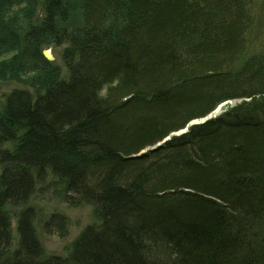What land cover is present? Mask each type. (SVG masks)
<instances>
[{
	"label": "trees",
	"instance_id": "trees-1",
	"mask_svg": "<svg viewBox=\"0 0 264 264\" xmlns=\"http://www.w3.org/2000/svg\"><path fill=\"white\" fill-rule=\"evenodd\" d=\"M257 2L0 0V264H264Z\"/></svg>",
	"mask_w": 264,
	"mask_h": 264
},
{
	"label": "rangeland",
	"instance_id": "rangeland-1",
	"mask_svg": "<svg viewBox=\"0 0 264 264\" xmlns=\"http://www.w3.org/2000/svg\"><path fill=\"white\" fill-rule=\"evenodd\" d=\"M254 16H255V31L253 33V40L257 37L256 35L260 34L258 40L253 41L251 47L257 51L264 50V0H258L256 6L254 7ZM55 57L54 63L63 66L58 49L54 47H49ZM23 84L14 81H0V98L5 93H8L14 88H25ZM222 112V107L215 112V116ZM40 208L43 210V213L50 214L55 211H61L70 220V231L69 235L62 239L57 234L49 235L43 229L39 228V239L41 240L47 253L51 255H63L65 249L78 235L79 233L90 223L91 212L89 208L82 209H70L65 205H60L56 202H43L39 204ZM15 227V222H14Z\"/></svg>",
	"mask_w": 264,
	"mask_h": 264
},
{
	"label": "water",
	"instance_id": "water-1",
	"mask_svg": "<svg viewBox=\"0 0 264 264\" xmlns=\"http://www.w3.org/2000/svg\"><path fill=\"white\" fill-rule=\"evenodd\" d=\"M41 1H44V0H41ZM43 56L49 62H54L56 60L51 50H44L43 51ZM208 119H210V118L204 119L201 122H199V121L193 122V124L204 123ZM184 132H186V131H183L182 133H184Z\"/></svg>",
	"mask_w": 264,
	"mask_h": 264
},
{
	"label": "bare ground",
	"instance_id": "bare-ground-1",
	"mask_svg": "<svg viewBox=\"0 0 264 264\" xmlns=\"http://www.w3.org/2000/svg\"><path fill=\"white\" fill-rule=\"evenodd\" d=\"M203 120H204V119H203ZM201 121H202V120H200L199 122H201ZM206 121H207V120H206ZM206 121H205V122H206ZM194 122H196V121H194ZM198 124H200V123H198ZM191 125H195V124L192 123ZM183 131H186V132H187V129H186V130H183ZM183 131H181L180 133H177V135H179V134H183V133H182ZM184 133H185V132H184ZM168 140H169V138H167L164 142H166V141H168ZM160 145H161V144H160Z\"/></svg>",
	"mask_w": 264,
	"mask_h": 264
}]
</instances>
